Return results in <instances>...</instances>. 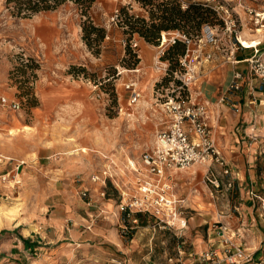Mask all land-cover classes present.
Masks as SVG:
<instances>
[{
  "label": "rangeland",
  "instance_id": "obj_1",
  "mask_svg": "<svg viewBox=\"0 0 264 264\" xmlns=\"http://www.w3.org/2000/svg\"><path fill=\"white\" fill-rule=\"evenodd\" d=\"M228 3L236 32L225 31L217 13L208 16L222 37L220 48L205 45L214 57H227L233 42L264 43V30H256L243 6L264 9V0ZM116 7L120 19L112 18ZM146 9L137 0H0V95L20 101L18 109L0 106V264H191L185 253L176 259L184 238L177 230L185 226L165 224L167 209L133 210L125 218L119 209L121 201L141 195L140 183L149 178L141 156L169 120L164 100L172 93L198 96L200 90L199 75L196 84L182 85L184 68L175 54L159 57L177 29L163 30L158 43L131 30L128 16L138 13L149 21ZM136 66L140 71L132 70ZM131 78L141 92L135 102L125 86ZM64 83L82 90L63 91ZM21 159V182L14 185ZM110 181L121 191H114L120 202L113 212L91 207L83 225L69 219L80 237H63V204L75 197L86 204ZM128 217L138 221L126 231ZM115 227L124 248L133 237L147 243L143 254L135 250L134 262L117 249L110 236Z\"/></svg>",
  "mask_w": 264,
  "mask_h": 264
},
{
  "label": "crops",
  "instance_id": "obj_2",
  "mask_svg": "<svg viewBox=\"0 0 264 264\" xmlns=\"http://www.w3.org/2000/svg\"><path fill=\"white\" fill-rule=\"evenodd\" d=\"M259 47L263 49L264 43ZM252 53L253 48L238 46L234 54L235 62L228 57H214L203 64L202 73H199L200 90L197 92V98L209 105L212 135L224 155L225 163L233 167L236 177L234 187H227L229 175L223 173L225 164L216 161L211 165L194 163L185 169L167 168L161 178V182L169 184L167 194L177 198V205L183 210L187 220L185 227L177 230L184 238H180L178 243L180 257L176 259H182L181 256L185 253L184 261L191 264H200V254L206 250L216 249L224 255L225 236L233 237V242H243L252 253V261L243 264L264 263V90L259 86L260 78L251 76L247 77L250 80H244L241 89L232 93L227 91L236 69L248 73L247 58ZM262 55L264 56V49ZM59 87L67 92L82 90L80 85L73 83H64ZM225 94H229L232 100H222ZM235 104L239 106V110L234 108ZM210 166L219 174L220 187H215L205 180V173ZM149 174L147 171L146 177L156 178L155 175ZM96 179L93 178L94 181ZM114 191L121 194L118 184L110 181L101 185L96 194L93 193L95 196L86 202L87 206L83 199L77 197L65 202L64 215L60 217L66 221L63 237H80L74 235L75 228L69 226V219H77L80 225H83V219L86 218L84 214L90 211L91 207L99 213L101 210L112 213L116 202H120V194L115 195ZM102 192H107L108 196H103ZM140 215L139 212L138 216ZM86 227L91 226L88 224ZM115 228L110 231V236L113 235L118 243L122 238L120 235L118 237V227ZM131 241V247L126 245L124 248L119 243L118 248L116 247L119 251L128 253L125 256L129 263L136 259L135 250L141 255L147 245L141 244L137 237H133ZM146 248L148 249V246ZM141 260L140 258L139 261Z\"/></svg>",
  "mask_w": 264,
  "mask_h": 264
},
{
  "label": "built area",
  "instance_id": "obj_3",
  "mask_svg": "<svg viewBox=\"0 0 264 264\" xmlns=\"http://www.w3.org/2000/svg\"><path fill=\"white\" fill-rule=\"evenodd\" d=\"M212 3L215 12L221 16L225 31L231 35L236 32L235 20L232 17V12L227 3L220 2L219 0H206ZM242 1V0H240ZM250 13L256 30H264V9H256L251 5H243ZM120 8L114 9L112 18L120 19ZM176 37H181L186 41V49L184 54L179 58V64L184 68L181 72L180 79L182 85L188 88L196 80L200 73L203 64L214 58L213 50H206L205 45L211 44L215 48H220L222 37L218 26L212 22H204L201 26L200 33L188 36L181 32H176L175 35L169 36L166 40L174 41ZM237 39V38H236ZM239 39V38H238ZM164 43V42H163ZM239 46L244 48H253V53L247 59L249 61L248 73L240 69L233 72V77L229 84V93L241 89L244 80H250L247 77L256 76L260 78L259 86L264 90V56L259 47V42L253 45H247L240 42ZM132 47L138 45V41L131 43ZM237 44L233 42L230 45V52L228 58L235 62L234 56ZM164 48L160 50L159 57L163 53ZM135 72L140 71V66H136ZM126 88L130 90V102H135L139 99L141 92L138 89V82L136 78H131L125 82ZM231 101L229 94H225L221 98ZM165 110L169 114V120L161 127L155 135V141L152 146L145 149L142 153V162L147 171L153 176V179L148 178L140 183L139 191L141 195H134L129 201L119 203L120 210L125 213V216H130L133 210L147 211L151 208L156 210H168L165 214L168 216L163 219L164 223L172 227H184L187 220L183 215V210L177 205V198L169 196L167 190L169 184L161 182V178L165 175L167 168L185 169L189 168L194 163H208L220 162L225 164L223 173L229 175L227 187L233 188L235 185L236 177L233 174V167L225 163V158L219 146L212 135L213 125L210 122V110L207 102L199 101L197 96L192 92L186 94L169 95L163 102ZM0 106H9L13 109L20 108V101L11 99L7 96L0 95ZM236 110H239L237 104L234 105ZM24 160H17L15 163V173L13 174L14 185L21 182L19 177V170L24 164ZM10 173V172H9ZM95 178H99L96 176ZM205 180L213 184L215 187H220L221 181L219 174L210 166L205 173ZM105 194V192H102ZM86 195V190L82 191ZM138 221L137 217L125 219L126 231L131 224ZM130 223V225H129ZM233 237L225 236L223 249L224 255L221 251L216 249L206 250L200 254V264H213L225 261L226 264H243L252 259V253L247 250L243 242H233Z\"/></svg>",
  "mask_w": 264,
  "mask_h": 264
},
{
  "label": "trees",
  "instance_id": "obj_4",
  "mask_svg": "<svg viewBox=\"0 0 264 264\" xmlns=\"http://www.w3.org/2000/svg\"><path fill=\"white\" fill-rule=\"evenodd\" d=\"M149 10L150 20L146 16L138 13L129 15L127 19L132 31L139 32L144 38L151 42H159L163 30L177 29L179 32L188 36L200 33L201 26L204 22L209 21V14H215V10L211 2L206 0H194L187 2L186 0H137ZM150 7L148 8V6ZM146 9V11H148ZM121 15V12H120ZM133 17V20H132ZM99 31V27H96ZM103 35V34H102ZM186 41L181 37H176L171 41V45L164 55L165 49L161 54L163 58L173 57L179 63V58L184 54L186 49ZM180 65V64H179ZM139 215V212L136 213Z\"/></svg>",
  "mask_w": 264,
  "mask_h": 264
},
{
  "label": "bare ground",
  "instance_id": "obj_5",
  "mask_svg": "<svg viewBox=\"0 0 264 264\" xmlns=\"http://www.w3.org/2000/svg\"><path fill=\"white\" fill-rule=\"evenodd\" d=\"M132 70H135V69H132ZM28 126H25V129L27 128Z\"/></svg>",
  "mask_w": 264,
  "mask_h": 264
}]
</instances>
